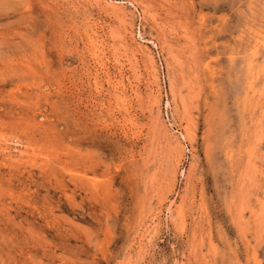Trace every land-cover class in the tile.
<instances>
[{
    "label": "rangeland",
    "instance_id": "374dc122",
    "mask_svg": "<svg viewBox=\"0 0 264 264\" xmlns=\"http://www.w3.org/2000/svg\"><path fill=\"white\" fill-rule=\"evenodd\" d=\"M0 264H264V0H0Z\"/></svg>",
    "mask_w": 264,
    "mask_h": 264
}]
</instances>
